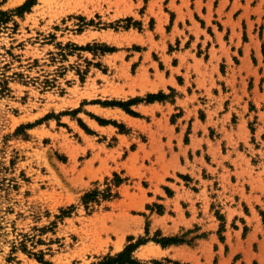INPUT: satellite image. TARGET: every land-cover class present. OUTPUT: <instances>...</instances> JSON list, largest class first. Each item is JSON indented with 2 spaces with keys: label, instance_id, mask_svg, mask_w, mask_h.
Masks as SVG:
<instances>
[{
  "label": "rangeland",
  "instance_id": "374dc122",
  "mask_svg": "<svg viewBox=\"0 0 264 264\" xmlns=\"http://www.w3.org/2000/svg\"><path fill=\"white\" fill-rule=\"evenodd\" d=\"M7 15L0 264H91L147 236L139 264H228L234 236L248 264H264V0H33ZM202 130L218 145L200 186L194 152L177 150ZM113 173L117 196L85 208L81 195Z\"/></svg>",
  "mask_w": 264,
  "mask_h": 264
},
{
  "label": "crops",
  "instance_id": "0c3cea01",
  "mask_svg": "<svg viewBox=\"0 0 264 264\" xmlns=\"http://www.w3.org/2000/svg\"><path fill=\"white\" fill-rule=\"evenodd\" d=\"M253 103H255V101L252 100ZM190 109H193L196 105L192 104L188 105ZM210 109V107H209ZM187 116V113L185 112V110H183L182 115H180V120H181V126L183 127V125H185L187 123V120L185 118ZM195 119L192 121V124L194 123ZM190 136V141L186 144H184V146H186L187 148L184 149V147L179 148L177 150L178 153V157L179 159H184L186 156H189L190 154H193L194 152V156H193V161L195 159L198 160V164H195L196 168L190 169L188 168L189 171H192L194 173V175L192 173H190L188 170V173L190 175V177H192L193 180H197V183L202 186V184L200 183V179H202L203 181H211L213 178H211V175H213V169H215L216 165L214 164V156L212 154V150L217 148L216 141H213V139L208 135L207 131H201V132H193ZM195 137V138H194ZM215 140V139H214ZM227 154H224L222 156H226ZM205 156L210 158V162H208L205 158ZM196 160V161H197ZM203 163H205L206 165H204ZM217 173V178L219 179V181L221 180V175L224 173L222 170L218 169L215 170ZM210 173V175H209ZM200 176V179H198V177ZM223 180V179H222ZM224 181V180H223ZM232 185L235 184V182H233L231 180ZM225 184V182H224ZM229 189L230 184L228 185ZM161 207V206H160ZM162 213V211H161ZM253 243H251L250 246H252ZM228 248L229 251H227L226 253H223V255H219V262L222 259H225L226 261H228V264L233 263V264H248V257L246 256L247 254L245 253L246 251L248 252V250L250 249L248 247V244L246 242H243V244L240 246L238 239L236 236L232 237V242L231 244H228ZM260 249H262V246H259ZM159 249L162 251V249L159 247ZM238 253H240V257H238L239 255H237ZM251 256V255H250ZM253 261V259H252Z\"/></svg>",
  "mask_w": 264,
  "mask_h": 264
},
{
  "label": "trees",
  "instance_id": "16d2710c",
  "mask_svg": "<svg viewBox=\"0 0 264 264\" xmlns=\"http://www.w3.org/2000/svg\"><path fill=\"white\" fill-rule=\"evenodd\" d=\"M32 3H33V0H26L23 4L15 7L14 9H11L10 11L0 10V24L7 21L8 19L7 14L9 12H14V13L21 15L23 14L25 10H28L29 6ZM65 46H73L76 49L90 48L89 44H87L86 46H78L77 44L70 43V42L66 43ZM103 50H106V49L102 48V51ZM59 54L62 55V58L66 56L65 52H60ZM131 102H133V100H128L126 102H117V103L118 105L123 106L125 109H127L126 108L127 104ZM113 176L114 178L110 181V183L106 182L107 186L103 191L98 190L97 188H94V189L85 191L81 195L80 199H81V202L84 204L85 208H88L91 202H99L100 199H109L113 196H117V193L113 194L111 192V187L112 185L118 186L122 182V179L118 176L117 173H113ZM72 207L73 205H71L69 209L67 210L65 209L61 210V215L63 216L65 214H68L69 210ZM159 213H161V210H159ZM158 234L159 233L156 232V235ZM146 235H148V230H146ZM131 239H133V237L129 238V240ZM148 239H149L148 236L139 238L136 242L127 244L123 250L117 253H114V254L107 253L103 256H100L98 257L97 261L92 262L91 264H139L138 261L133 256V251L139 244L146 242ZM152 239L159 242L162 246H166L169 244H176V243L184 241L181 237H178V236L160 237V238H157L156 236H154ZM39 260H42V258H39Z\"/></svg>",
  "mask_w": 264,
  "mask_h": 264
},
{
  "label": "bare ground",
  "instance_id": "6f19581e",
  "mask_svg": "<svg viewBox=\"0 0 264 264\" xmlns=\"http://www.w3.org/2000/svg\"><path fill=\"white\" fill-rule=\"evenodd\" d=\"M71 1V0H70ZM74 2V1H73ZM80 2V1H79ZM79 2H78V4H79ZM72 3V2H71ZM65 4V3H64ZM69 5H71L70 3H69ZM81 5H83V4H81ZM77 6V5H76ZM65 7V6H64ZM73 8V7H72ZM134 38V37H133ZM142 72H143V70H142ZM141 75V74H140ZM138 76V75H137ZM142 77H140V79H141ZM143 80H144V78H142ZM142 80V81H143ZM151 87V86H150ZM156 87V86H155ZM154 88V87H153ZM152 88V89H153ZM97 109H98V107H97ZM100 109V108H99ZM98 111V110H97ZM101 111V110H100ZM110 111V110H109ZM113 111V110H112ZM119 111V110H118ZM108 112V111H107ZM121 113H122V111H120ZM101 114V113H100ZM112 114V113H111ZM123 115V114H122ZM107 116V115H106ZM123 119L125 120V118L127 119V118H129V117H126L125 115H123ZM122 118V117H121ZM132 122V121H131ZM126 217V216H125ZM98 233H99V230L97 229V228H93V229H84L83 231H82V234H84V237L85 238H87V239H89L90 240V242H91V240L95 237H98ZM81 238H82V236H81ZM86 239V240H87ZM85 240V241H86ZM93 241V240H92ZM89 244V243H88ZM87 244V245H88ZM87 245H85V244H83V248H85ZM80 248V247H79ZM151 251H152V249H151ZM153 253L154 254H161V253H163L160 249H159V246H156L155 247V249L153 250Z\"/></svg>",
  "mask_w": 264,
  "mask_h": 264
}]
</instances>
